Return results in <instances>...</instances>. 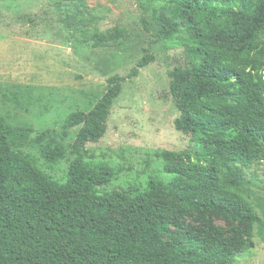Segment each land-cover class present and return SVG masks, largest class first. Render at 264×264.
Instances as JSON below:
<instances>
[{
    "label": "trees",
    "instance_id": "trees-1",
    "mask_svg": "<svg viewBox=\"0 0 264 264\" xmlns=\"http://www.w3.org/2000/svg\"><path fill=\"white\" fill-rule=\"evenodd\" d=\"M157 38L184 35L188 63L169 72L177 131L193 148L157 157L171 180L151 179L134 194H101L118 170L87 162L86 148L107 134L124 83L154 61L114 75L88 111L64 121L78 128L70 146L0 115V264H235L262 223L241 169L264 162V0H170ZM127 31L97 35L110 46ZM99 46V45H98ZM51 168L70 158L67 179ZM217 219L227 224L219 226Z\"/></svg>",
    "mask_w": 264,
    "mask_h": 264
},
{
    "label": "rangeland",
    "instance_id": "rangeland-1",
    "mask_svg": "<svg viewBox=\"0 0 264 264\" xmlns=\"http://www.w3.org/2000/svg\"><path fill=\"white\" fill-rule=\"evenodd\" d=\"M170 0H0V115L14 125L70 146L78 128L65 134L64 121L90 110L114 75L127 77L149 55L154 61L127 79L116 100L106 136L86 148L87 162L106 163L118 175L99 187L101 194L149 189L151 179L169 181L163 151L193 148L191 137L177 131L179 111L170 94L169 72L188 63L184 35L157 38V16ZM126 30L119 44H97V35ZM99 45V46H98ZM53 179L64 183L70 158L51 168L37 148L26 149ZM245 188L262 223L254 228V246L235 264H264V162L241 169ZM219 226L226 227L217 219Z\"/></svg>",
    "mask_w": 264,
    "mask_h": 264
}]
</instances>
